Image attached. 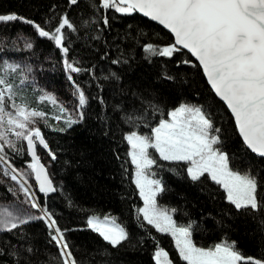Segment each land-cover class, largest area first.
I'll return each instance as SVG.
<instances>
[{"label": "snow or ice", "instance_id": "obj_1", "mask_svg": "<svg viewBox=\"0 0 264 264\" xmlns=\"http://www.w3.org/2000/svg\"><path fill=\"white\" fill-rule=\"evenodd\" d=\"M44 8L40 20L0 12L7 29L0 31V264H125L121 251L149 239L155 264H264V251L246 254L227 233L209 246L198 244L197 222L174 215L190 213L160 204L171 190L164 174L172 173L202 186L214 202L226 201L221 212L242 220L246 234L264 236V0H47ZM17 22L32 32L13 30ZM21 40L31 56L43 54L60 66L70 82L67 97L38 79L29 57H9ZM40 41L51 45L47 52L37 47ZM137 47L149 63L171 58L185 69L170 72L164 64L156 77L178 86L174 98L140 79L125 81ZM39 63L41 70L47 66ZM93 100L99 105L94 131L107 140L105 164L118 165L122 178L134 182L142 205L132 204L128 221L89 214L70 229L51 206L49 194L58 191L52 168L63 150L45 130L67 133L86 123ZM236 141L237 150H229ZM122 199H129L127 191ZM65 200L78 207L70 196ZM207 215L226 223L224 215ZM153 228L170 234L177 258ZM81 229L96 234L89 259L76 255L89 241L70 239Z\"/></svg>", "mask_w": 264, "mask_h": 264}, {"label": "trees", "instance_id": "obj_2", "mask_svg": "<svg viewBox=\"0 0 264 264\" xmlns=\"http://www.w3.org/2000/svg\"><path fill=\"white\" fill-rule=\"evenodd\" d=\"M46 3L47 0H0V12L18 10L21 14H27L40 20L45 13L44 5ZM21 28L25 33L32 32L31 26L22 22H17L13 30ZM0 31H7V29L0 26ZM9 43H15V41ZM41 45L44 52H47L51 47L50 44L44 41H40L37 47L39 48ZM134 51L135 56L130 61L134 67L125 74V81L129 78L133 81L140 79L142 85L159 89L166 98H174L177 95L178 86L171 85L167 80H157L156 77L164 64H167L170 72H183L185 69L178 68L171 61V58L157 57L155 63H149L142 58L139 47L135 48ZM21 54L29 57L35 63L34 71L38 79L49 89L55 86L62 96L67 97L69 95L70 82L66 80V76L59 65L55 68L51 66V63H55V60L51 63L43 60V54L39 58L33 57L28 50L18 45L15 49L10 48L8 50V55L12 59H21ZM52 55L56 59L59 58V53L56 50H53ZM40 61L47 65L43 70L40 69ZM188 91L190 95H194L190 90ZM40 106L45 111L51 109L50 103H41ZM98 110V102L93 100L86 123L73 126L67 133H58L53 129L45 130L53 147L59 146L63 150L61 159L52 168L58 191L55 195L49 194L52 196L51 206L58 211V219L61 225L70 229L74 225L85 224L86 216L89 214H114L120 221H128L131 219L129 213L132 211V204L142 205L138 193L134 194V182L128 176L122 178L121 173L117 170L118 165L108 166L105 164L104 154L107 152V140H102L94 131V128L99 124L95 115ZM52 119L55 122L54 117ZM143 130L147 131L146 128ZM233 140H236L235 136H233ZM228 147L229 150L236 151L239 147V141L229 144ZM119 150L122 156L126 153V141L120 146ZM64 160H68L70 163L63 165ZM17 162L19 163V161ZM101 167L104 168L103 172L99 171ZM125 167L131 173L133 166L130 163V157ZM164 175L171 190L160 199V204L161 206L168 205L169 208L179 207L190 213V215L185 216L184 211H181L174 215L178 221L187 222L188 219H191L197 222L195 225L197 230L193 233V237L198 244L209 246L225 239V233H227V238L237 240L239 248L246 254L259 256L261 251H264V236L259 233L255 237L246 234V226L242 220H233L226 213L221 212V209L227 206L226 201L217 200L214 202L209 198L207 192L200 190L202 186L191 184L172 173H165ZM61 187H63V192L59 191ZM124 191H127L129 199H122ZM38 195L42 196L40 193ZM66 195L70 196L78 207H67ZM3 196L4 192L0 190V197ZM59 213H62V215ZM208 213L224 215L226 223L224 225L217 224L214 216H209ZM228 225H231V227ZM37 226L39 227V225ZM152 231L157 234L161 246L169 251L170 256L174 259L177 258L178 252L175 250L170 234L157 233L154 228ZM140 234L143 235L142 232ZM95 237L96 234L88 229L73 230L70 233V239L78 243L85 240L89 241L87 251L81 248L76 252L79 258H90L88 253L93 249L91 241ZM152 245L153 242L150 239L146 240L144 245H140L135 249L122 250L120 258L125 264H155L151 256ZM96 259L99 260L98 255Z\"/></svg>", "mask_w": 264, "mask_h": 264}, {"label": "rangeland", "instance_id": "obj_3", "mask_svg": "<svg viewBox=\"0 0 264 264\" xmlns=\"http://www.w3.org/2000/svg\"><path fill=\"white\" fill-rule=\"evenodd\" d=\"M15 43H17L16 41H15ZM18 46H20L21 48H23V41L21 40L18 44H17ZM24 49V48H23ZM27 50V49H26ZM17 60H19V59H17ZM45 163H47V160H45L44 161ZM34 180V179H33ZM142 201V200H141ZM3 201H0V203H2ZM101 216H103V215H101ZM173 243H174V241H173Z\"/></svg>", "mask_w": 264, "mask_h": 264}, {"label": "flooded vegetation", "instance_id": "obj_4", "mask_svg": "<svg viewBox=\"0 0 264 264\" xmlns=\"http://www.w3.org/2000/svg\"><path fill=\"white\" fill-rule=\"evenodd\" d=\"M33 179H34V177H33Z\"/></svg>", "mask_w": 264, "mask_h": 264}, {"label": "water", "instance_id": "obj_5", "mask_svg": "<svg viewBox=\"0 0 264 264\" xmlns=\"http://www.w3.org/2000/svg\"><path fill=\"white\" fill-rule=\"evenodd\" d=\"M162 27V26H161ZM167 31V30H166Z\"/></svg>", "mask_w": 264, "mask_h": 264}]
</instances>
